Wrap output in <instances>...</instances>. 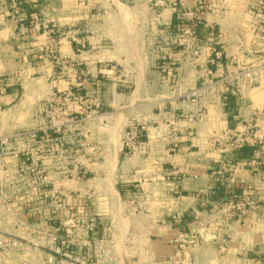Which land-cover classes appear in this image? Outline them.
<instances>
[{"label": "crops", "instance_id": "0c3cea01", "mask_svg": "<svg viewBox=\"0 0 264 264\" xmlns=\"http://www.w3.org/2000/svg\"><path fill=\"white\" fill-rule=\"evenodd\" d=\"M71 1L74 2L76 14L73 20L66 21L65 17H58L56 22L54 19H45L47 24L43 21L35 23L33 30L32 26L21 22L20 15L26 12L22 6H19L15 13V3L10 0H0V74L5 75L10 83L8 93L0 96V100L9 105L7 108L14 105L11 103L16 101L20 90L17 83L12 82L11 79L16 72L15 64L12 65L11 61L17 56L14 51L15 41L18 40L17 32L33 30L38 34L33 38L42 39L40 40L41 50L44 48L46 50L52 39H58L60 51L64 47L71 58L81 60V64L75 65V68L66 65L54 66L50 62L43 65L49 70L48 79L51 78L50 84L54 90L72 88L75 92L83 93L88 89L76 87L77 83L94 81L102 91L110 90V94L103 93V98H100L99 102H97L99 94L97 91L95 92L98 93L97 95H94L92 89L93 93L85 95L89 97L93 95L97 106L100 102L102 105H113L115 101L113 91L119 90L114 89L115 86L124 85L129 81V77L121 78L108 66L118 62L115 58L125 62L127 58H132L130 54L136 50L141 57L148 58V64L144 70L146 78L144 77L143 83L146 82L148 89L153 90L154 99L150 103L161 107L165 105L167 108L171 106L173 109H190L186 102L177 98L176 93L199 85L202 78H206L203 75L204 70L199 66L181 63L177 69L182 80L171 89L161 82L164 70L153 68L158 57L156 46L169 51L170 43L176 38L172 28L176 12L172 8L160 10L159 20H145L138 17V9L118 0ZM213 1L221 8L203 17L195 27L196 36L204 48L212 42H218L224 51L223 62L233 57L241 58L245 55V51H249L256 44L249 39L250 34L239 43L237 27L239 24L249 26L250 23L256 22L257 17L254 18L253 12L247 9L248 0ZM26 2L29 8L40 9L44 16H48L51 10H58V14L65 15L68 5L66 0H42L40 3L39 0H26ZM19 4L21 5V1ZM121 5L128 7L132 13H136V17L129 19L113 17ZM83 11L87 12L83 15ZM45 26L49 29L45 30ZM119 28L123 32L132 33L130 34L132 36L128 33L124 35L125 43L122 44V51H119L120 40H117L120 36L115 33ZM49 31L51 34L57 32L56 38L48 34ZM1 32L6 36L3 37ZM71 35L77 39L87 40L91 45H95L94 48L74 56L76 44L70 38H66ZM45 55H47L46 52ZM134 56L135 53L133 58ZM177 56H180L179 52ZM125 64L132 67L127 70L132 72L134 78L132 77L131 80L136 86L134 73L139 71L135 69V62L130 60ZM221 72L222 66H219L215 75H220ZM51 74L58 76H51ZM127 93L128 91L125 90L117 94L125 98ZM210 98L209 93L204 95L208 116L204 121L192 124L195 134L187 138L183 130L180 134L176 133L175 139L179 141V147L175 153H169L157 144L149 155L138 158L136 163L128 161L124 163L125 157L117 171L121 183L120 190L123 194L142 204L146 209L148 219L143 227L150 236L148 259L152 261V264H186L190 261L189 258L193 259L194 264H254L255 262L264 264V151L255 152L251 148H245L232 152L229 155L233 164L232 170L226 173L227 179L221 184L216 175L220 155L211 151L207 143L219 121L223 127L226 124H232L231 118L227 117L229 112L230 114L242 113L246 116L255 103L245 105L239 101L227 110L220 108L212 98L210 102ZM153 115L156 116L155 113ZM89 132L92 135L91 129ZM251 161L258 163L256 169L249 164ZM92 164L91 166L94 167ZM234 192H239L242 196L251 195L260 206L248 211L240 218L224 221L221 212L216 208L219 201L230 199ZM35 199V197H29L23 200L24 209L21 214L34 219L48 216L49 209L34 210L37 205ZM152 202L155 205H151ZM67 206L69 212H77L80 206L83 211L95 210L92 201L88 202L87 199H72ZM173 216L178 217L177 223L172 222ZM106 217L109 218L108 215ZM181 231L187 233V242L191 238L196 239V242L185 245L186 249L181 251L184 256H180L178 261L175 256L178 240H175V236ZM97 234L108 236L109 226L106 220L99 227Z\"/></svg>", "mask_w": 264, "mask_h": 264}, {"label": "built area", "instance_id": "2783aa9c", "mask_svg": "<svg viewBox=\"0 0 264 264\" xmlns=\"http://www.w3.org/2000/svg\"><path fill=\"white\" fill-rule=\"evenodd\" d=\"M20 1L10 0L15 3V13L19 9ZM121 1L138 9V17L145 20H159L160 10L164 8H172L176 12L172 26L176 38L170 43L169 51L156 46L158 57H156L157 62L153 68L164 70V75L161 77L163 85L171 89L178 85L182 80L177 69L181 63L201 67L206 77L202 78L199 85L176 93L177 98L186 102L190 109H173L171 106L167 108L165 105L161 107L157 104L154 106L157 108L156 116L149 120L127 118L121 130V153L124 154V158L147 156L157 144L169 153H175L179 147V141L175 139L176 133L180 134L183 130L185 131L184 136L190 138L195 134L192 124L207 118L208 110L204 104L206 93L210 94L220 108L230 110L239 101L245 105H253L252 91L257 87L264 90V0H248L247 9L253 12V17H257V20L250 23L251 26L239 24L237 27L239 43L250 34L249 39L256 45H253L249 51H245V55L241 58L233 57L225 62H223V48L218 42H212L204 48L195 33V27L207 13L217 12L221 8L213 0ZM34 14L29 13V16ZM48 34H51L50 31ZM66 38H70L76 44L73 51L74 56L89 48L93 49L95 46L73 35ZM57 41L58 39H52L50 43H58ZM58 52L63 59L61 67L66 65L75 68V65L81 64V60L71 58L66 50L60 51L58 47ZM178 52L180 56H177ZM128 66L119 62L109 64L108 68L115 71L121 78L131 73L128 76L129 81L124 85L115 86L114 89L125 90L134 85L131 80L133 74L127 70ZM219 66H222V72L220 75H215ZM130 68L129 66L128 69ZM9 87L8 79L0 74V96L7 94ZM76 87L93 91L94 88L99 89L97 83L89 80L78 82ZM95 100L94 97H89L84 92H75L72 88L65 89L63 93L57 90L51 91L48 98L42 102L43 112L56 106L58 111L56 118L49 117L46 113L45 116H40V121L46 122L41 126H36L39 121L37 120V123L27 129L5 133L0 131V169L5 166V162L13 165L10 168L22 169L25 166L31 169L28 179L33 184V187L22 195L18 205L8 203L7 213H1V218L4 214L6 219L13 220L10 224L25 236L3 232L0 227V257L19 248L31 247L34 241L27 235L36 231V237L39 240V245L36 246L42 250L52 264L129 263L126 255L128 235L130 231L140 233L144 230L143 226L148 219L147 213H140L145 217L142 226L132 230L125 228L119 241L114 234L116 225L113 223L112 213H99L96 209L83 211L81 206L78 207L80 209L77 212L68 211L67 203L72 199H87L90 202L97 193L94 185L85 184L89 180L87 174L97 173L91 166V163L94 165L98 159L96 146L90 147V151L92 150L90 155L93 157L82 159L84 161L78 159V150H74L75 156L71 159V156L67 154L72 153L73 149L69 151L64 147L67 134L74 138L87 135L88 131L82 130V123H92L97 117L90 115L92 113L83 117L81 113L86 108L90 107L92 111V107H97ZM5 109L7 105L0 100V117ZM40 114H42L41 111ZM227 117L231 118L232 124H226L220 130L213 129L207 141L208 148L220 155L216 175L221 184L227 179L226 173L232 170L233 164L229 156L232 152L245 148H251L255 152L264 151V105L260 107L253 105L246 116L242 113L230 114L229 112ZM66 127L70 129L66 130ZM88 135L92 136L90 132ZM37 151H41L42 154L38 155ZM4 157L6 158L3 161ZM249 164L255 169L258 167V163L254 161ZM36 166H41L43 169L41 177L34 173L33 169ZM80 184H84V188L81 189ZM29 197H35L37 200L35 211L46 208L49 209V215L40 216L37 219L24 217L21 214L24 209L23 200ZM132 202L136 201L132 200ZM259 206V202L251 195L242 196L241 193L234 192L230 199L219 201L216 210L221 212L224 221H229L240 218ZM143 209L146 210L145 207ZM107 215L109 218L106 217ZM105 220L108 222L109 234L99 236L98 229ZM171 220L177 223L178 217L173 216ZM146 236L147 243L145 242L142 247L149 249L150 236L147 231ZM175 237V240H178L175 256L179 261V257L184 256L181 251L186 249L185 245L196 242V239L191 238L187 242V233L184 231L178 232ZM189 260L186 264H194L192 258ZM147 264H152V261L147 259Z\"/></svg>", "mask_w": 264, "mask_h": 264}, {"label": "rangeland", "instance_id": "374dc122", "mask_svg": "<svg viewBox=\"0 0 264 264\" xmlns=\"http://www.w3.org/2000/svg\"><path fill=\"white\" fill-rule=\"evenodd\" d=\"M118 1L123 2L121 0ZM40 2H42V0H39V3ZM66 3L68 5L65 15L58 14V10H51L48 16H44L40 9H31L28 7L29 4L26 0H21L20 6L26 10L25 14L20 15L21 22L27 23L30 27L32 26L33 29L35 23L43 21L47 24L45 19H54L56 22L58 17H65L66 21L73 20L76 15L74 13V2L66 0ZM55 7L57 8V3ZM86 12L87 11H83V15ZM29 13L35 14L29 16ZM113 17L129 19L136 17V13H132L128 7L121 5L113 14ZM44 29L47 30L49 28ZM33 30H29L28 32H17L18 40L15 41L16 46L14 48L17 56L11 61L12 65L15 64L16 72L12 75L11 79L12 82L17 83L20 90L16 101L11 103L14 105L5 109L1 114L0 131L2 133L30 128L37 123V120L39 121L36 126H41L46 122L42 123L40 121V116H45L46 113H48L49 117L54 116L56 118L58 115L56 106L48 108L43 112L44 106L42 102L44 99L48 98L51 91L57 90L61 93L65 91L58 88H56V90L53 89L50 84L51 78L48 79V75H50L48 73L49 70L43 66L47 62H50L54 66L62 65L63 59L58 52L59 45L56 42H52L48 44L46 50L45 48L41 50L42 44L40 40L42 39L33 38L38 36ZM127 30H129V28ZM115 33L117 36H120L117 40H120L118 42L119 51H122V44L123 42L125 43L123 40L125 39L124 35H127V33L130 35L132 33H129V31L123 32L121 28L116 29ZM1 35L3 37L6 36L3 32H1ZM57 35V32L51 34V36L55 38ZM62 50H65L64 47H62ZM45 52L47 55H45ZM134 53L135 56L133 58ZM42 55L43 57L41 58ZM130 57L132 58H127L125 62H129L130 60L135 62V69L139 71L138 73H134L136 75L137 85H132L129 89H125L128 91L125 98L117 94L124 92V89L116 92L113 91L115 94L113 105H102V102H100L97 107H92V111H90L89 107L81 113L83 117L86 115L89 116L90 113H92L90 115L97 117L92 123H82V130H86L89 133L91 129L92 136H89L87 133L86 136L83 135L74 138L67 134L64 139V147L69 151L73 149L72 153L67 154L71 156V159L75 156L74 150H78L79 153L77 157L80 160L92 156L90 155L92 152V150L90 151V147L96 146L98 159L94 163V169L97 173L93 174L88 172L87 178H89V180L85 184H92L96 188L97 193L91 198L92 204L95 206L94 208L99 213H112V220L116 225L114 234L119 241L121 240L120 238L125 228L132 230L135 229V227H141L142 223L145 222L144 215L140 214L145 213L143 209L144 206L137 202H132V199L125 196L123 191L120 190L121 183L117 171L120 169L122 161L124 160V154L121 153L122 126H124L127 118H142L144 120H149L154 116L153 114L157 112V108H154V105L150 103L154 99L152 96L153 90L148 89L146 82L143 83L145 77L144 70H146L145 68L148 64V58L141 57L136 50L131 52ZM115 59L123 65H128L119 58ZM42 60L45 61L42 62ZM52 75L58 76L57 74H51V76ZM127 75L130 76L131 73H127ZM50 87H52L51 90ZM94 91L99 93H94V95L98 94L97 102H99L100 98H103V93L110 94V90L102 91L100 88H94ZM84 93L90 95L92 90L88 89V91H84ZM251 96L256 107L264 105V90H262L261 87L255 88ZM142 98L144 100H142ZM40 111L42 114H40ZM215 127L220 130L223 127L221 121H219ZM70 128H73V126H70ZM70 128L66 127L65 129L68 130ZM44 149H46V147H44ZM37 154L41 155L42 153L41 151H37ZM5 158L6 157L2 160L4 161ZM127 161L136 163L138 158L134 156L126 158L124 163H127ZM11 166L13 165L5 162V166L0 169V213H7L6 208L8 203L14 206L18 205L22 195L33 187V184H31L28 179V174L31 175V169H27L25 166L22 169L18 167L10 168ZM33 170L38 177H41L43 172L41 166H36ZM83 186L84 184H80L81 189L84 188ZM151 205H155L154 202H152ZM12 222L13 220L9 218L6 219L5 215L2 214V218L0 219L2 231L25 236V234H21L20 231L13 228V225L10 224ZM36 235V231H33L31 235H27V237L33 238L34 244H32L31 247L19 248L15 251L8 252L6 256L0 257V264H52L45 257L42 250L36 246L39 245V240ZM146 240V231L143 230L140 233L130 231L126 243V255L129 258L128 264H147L149 256V252L147 251L148 247H142L145 242L147 243Z\"/></svg>", "mask_w": 264, "mask_h": 264}]
</instances>
